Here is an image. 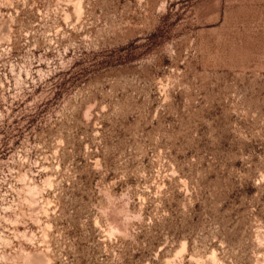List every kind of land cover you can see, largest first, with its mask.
Listing matches in <instances>:
<instances>
[{
    "label": "rangeland",
    "instance_id": "rangeland-1",
    "mask_svg": "<svg viewBox=\"0 0 264 264\" xmlns=\"http://www.w3.org/2000/svg\"><path fill=\"white\" fill-rule=\"evenodd\" d=\"M0 264H264V0H0Z\"/></svg>",
    "mask_w": 264,
    "mask_h": 264
}]
</instances>
